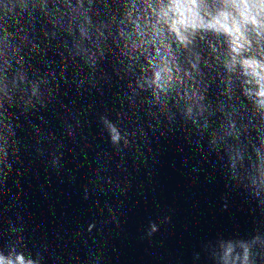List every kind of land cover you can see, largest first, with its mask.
<instances>
[{
	"label": "water",
	"instance_id": "obj_1",
	"mask_svg": "<svg viewBox=\"0 0 264 264\" xmlns=\"http://www.w3.org/2000/svg\"><path fill=\"white\" fill-rule=\"evenodd\" d=\"M40 2L22 51L0 70L21 98L27 85L40 98L6 122L13 146L0 145V213L5 184L15 192L20 176L25 211L57 246L83 244L75 233L100 214L99 195L118 217L105 232V264H190L199 242L217 234L214 264H236L244 249L254 264L264 216L200 152L264 189V0ZM100 114L111 117L104 126ZM114 161L130 173L123 192L85 199L91 180L99 190L109 183ZM169 208L171 224L141 239L148 218Z\"/></svg>",
	"mask_w": 264,
	"mask_h": 264
},
{
	"label": "clouds",
	"instance_id": "obj_2",
	"mask_svg": "<svg viewBox=\"0 0 264 264\" xmlns=\"http://www.w3.org/2000/svg\"><path fill=\"white\" fill-rule=\"evenodd\" d=\"M39 11H42L40 0H0V70H3L9 61L19 56L24 46L21 33L27 29L26 21L29 16ZM261 94L264 95V93ZM39 99L37 92H34L30 85L26 86L21 98L19 85L11 79L0 76V145L6 144L8 149L13 146V138L8 135L6 122L14 126L13 114H18L25 102L29 106L36 105ZM105 119L111 120V117H106L104 114L98 116L102 126ZM16 134L19 136L18 130ZM108 140L110 144L113 143L110 135ZM30 150L45 159L47 161L45 165L50 170L51 161L48 155L46 153L41 155L40 148L34 142H31ZM200 159L213 168L218 167L225 183L244 194L246 202L250 205L249 210L264 216V189L252 186L244 173L234 172L225 160L218 159L212 152L201 151ZM8 164L11 165L8 171L12 173L14 162L9 159ZM3 167L5 165L0 163V168ZM192 170L194 173L199 172L195 167ZM56 173H60L59 169ZM109 175L111 179L103 190H99L92 180L84 185V198L88 199L92 192L97 194L105 191L113 194L123 192L130 177L127 165H120L119 162L114 161L110 165ZM19 177L12 176V181L19 186L15 192L12 191L9 182L5 184V194L9 195L8 200L2 202L3 213H0L3 217L0 223V264H105V232L113 223H118L112 203L108 200L101 201L97 195L96 205L101 209L100 214L93 216L86 228L80 227L75 233V236L82 238L83 244L75 250L68 246L60 247L53 243L47 231L41 230L42 222L36 220L33 213L25 211L27 204ZM195 178L199 179L198 174ZM205 179L207 180L208 177ZM13 200L19 201L18 207L11 206L10 202ZM223 206H228L227 201ZM173 212L174 209L169 208L163 214H157L155 219L149 217L140 238L151 240L163 225L171 224ZM254 230L264 232L259 227ZM85 233H87L86 236ZM218 235L199 242L198 247L192 251L190 264H214L213 252L216 249ZM56 239L62 240V234L56 233ZM225 243L227 245L228 241ZM233 251H235L234 248H225V254L229 256ZM252 259L254 264H264V251H257ZM248 261V250L244 249L236 264H248ZM226 264H232V261H227Z\"/></svg>",
	"mask_w": 264,
	"mask_h": 264
}]
</instances>
